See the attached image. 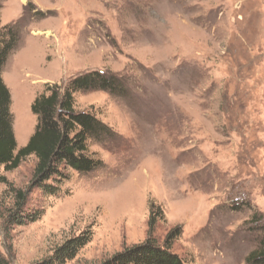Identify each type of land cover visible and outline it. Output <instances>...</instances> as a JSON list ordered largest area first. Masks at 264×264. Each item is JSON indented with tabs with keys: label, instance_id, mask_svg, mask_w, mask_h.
<instances>
[{
	"label": "rangeland",
	"instance_id": "rangeland-1",
	"mask_svg": "<svg viewBox=\"0 0 264 264\" xmlns=\"http://www.w3.org/2000/svg\"><path fill=\"white\" fill-rule=\"evenodd\" d=\"M0 20L20 36L2 74L18 150L47 86L111 71L132 90L76 96L77 111L117 134L90 144L101 169L70 172L54 196L32 186L34 156L1 169L0 251L11 264H41L80 236L89 242L65 264H100L177 227L173 251L186 264H247L253 218L264 222V0H0ZM152 203L164 219L151 229ZM16 211L41 214L12 225Z\"/></svg>",
	"mask_w": 264,
	"mask_h": 264
},
{
	"label": "trees",
	"instance_id": "trees-1",
	"mask_svg": "<svg viewBox=\"0 0 264 264\" xmlns=\"http://www.w3.org/2000/svg\"><path fill=\"white\" fill-rule=\"evenodd\" d=\"M30 8V6H29ZM28 9V7H27ZM37 17H44L41 12ZM0 20V187L9 184L2 173L18 169L28 157L37 159L32 186L47 196L60 192L70 172L91 174L103 167V162L90 152L91 143H105L117 137L115 131L89 111H77L76 96L91 92H107L114 97L129 98L132 90L124 77L111 71H90L71 79L66 85H49L46 92L36 97L31 111L37 118V126L28 144L18 150L11 111L12 95L3 79V69L16 50L20 36L18 27L1 30ZM17 207L26 204V194L17 191ZM21 211L7 219L12 225L35 222L41 213L21 215ZM164 219L161 206L151 204V229ZM259 233L257 247L248 255L247 264H264V222L261 216L253 218ZM262 222V223H261ZM182 235L180 227L170 231L162 244L149 236L143 243L124 248L100 264H186L173 251V244ZM89 240L83 236L71 239L57 248L52 258L41 264H65L72 260ZM0 264H11L0 251Z\"/></svg>",
	"mask_w": 264,
	"mask_h": 264
},
{
	"label": "bare ground",
	"instance_id": "bare-ground-1",
	"mask_svg": "<svg viewBox=\"0 0 264 264\" xmlns=\"http://www.w3.org/2000/svg\"><path fill=\"white\" fill-rule=\"evenodd\" d=\"M29 131V125L27 122L23 123V125L21 126V133L25 134L28 133Z\"/></svg>",
	"mask_w": 264,
	"mask_h": 264
}]
</instances>
